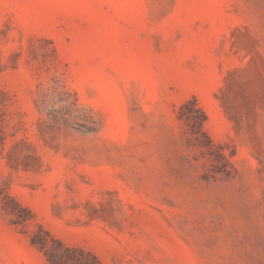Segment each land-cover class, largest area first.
<instances>
[{
  "label": "rangeland",
  "instance_id": "1",
  "mask_svg": "<svg viewBox=\"0 0 264 264\" xmlns=\"http://www.w3.org/2000/svg\"><path fill=\"white\" fill-rule=\"evenodd\" d=\"M34 236L264 264V0H0V264Z\"/></svg>",
  "mask_w": 264,
  "mask_h": 264
},
{
  "label": "trees",
  "instance_id": "2",
  "mask_svg": "<svg viewBox=\"0 0 264 264\" xmlns=\"http://www.w3.org/2000/svg\"><path fill=\"white\" fill-rule=\"evenodd\" d=\"M196 111L199 112L197 109ZM186 120H188L187 122L191 128H193V131L196 130V132H201L203 121H194L193 117H186ZM52 242L54 246L49 248L46 242L39 239L37 236L31 239L32 245L43 253L49 264H101L99 260L89 252L65 246L54 239H52Z\"/></svg>",
  "mask_w": 264,
  "mask_h": 264
}]
</instances>
